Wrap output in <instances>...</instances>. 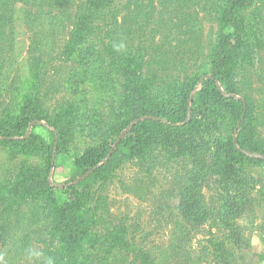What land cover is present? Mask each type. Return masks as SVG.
Wrapping results in <instances>:
<instances>
[{"label":"rangeland","instance_id":"1","mask_svg":"<svg viewBox=\"0 0 264 264\" xmlns=\"http://www.w3.org/2000/svg\"><path fill=\"white\" fill-rule=\"evenodd\" d=\"M127 2L118 0L116 3L119 30L123 34L119 36L120 56L125 68L132 72L134 69L135 79L146 96L173 92L181 87L196 88L211 77L205 74L222 31L218 0H156V4L144 0L138 9H134L135 3L128 7ZM43 8L41 10L39 0H8L7 5L0 6V14L5 19L4 33H0V121L20 111L24 98L20 92L32 90L31 73L42 69L44 62L50 64L36 105L44 115L37 121L44 127H38L39 137L33 147L0 143V187L6 186L0 194L8 196L0 195V229L11 230L16 236L22 234L23 248L28 249L26 259L20 254L14 258L8 246L22 247L21 242L14 239L4 244L0 241V260L5 264H25L24 260L26 264H40L42 250L55 249L59 244L57 237L53 239L52 235L43 234L51 231L54 223L50 216L56 213L53 208L48 210L50 212L41 210L46 192L39 198L28 192L30 189L24 182L34 172L42 177L51 159L55 164L56 149L51 147L48 130L59 124L61 106L69 108L67 102L72 101L60 86L64 65L58 58L70 36H61L58 29L52 31L54 36L47 31L48 14L59 17L57 2L51 0ZM240 13L246 32L241 47L245 53L232 69L231 95L246 100L253 136L261 147L256 155L261 161L245 167L246 172L259 181L250 194L251 207L238 220L245 245L238 249L230 244L226 230L217 219H211L198 229L191 228L178 209L187 165L166 162L157 152L139 151L107 168L81 194L80 213L87 212V219H92L93 210H104V224L90 223L93 232L105 233L109 227L118 229L136 250L128 253L114 249L109 259L108 254L100 252L107 263L142 264L137 261L144 260L142 254L149 264H264V0H252ZM191 18H197L200 24L191 23ZM100 37L104 44L110 42L109 36ZM50 54L56 58L51 62L47 59ZM59 64L63 69L60 72ZM107 119L114 120L118 127L126 125L125 114L121 112ZM231 126L230 122L226 125V133ZM69 130L77 132L78 125L72 122ZM29 131L12 140L27 138ZM76 137L81 148L82 141L89 140L82 132ZM235 137L236 134L234 140ZM49 177L55 185L64 186L73 177L72 163L65 159L61 166H52ZM18 185L21 189L17 197H10V192ZM203 194L212 205L218 206L224 200V192L216 179L208 180ZM6 199L13 205H4ZM95 250L93 247L92 252ZM6 251L10 254L4 258L1 252Z\"/></svg>","mask_w":264,"mask_h":264},{"label":"trees","instance_id":"2","mask_svg":"<svg viewBox=\"0 0 264 264\" xmlns=\"http://www.w3.org/2000/svg\"><path fill=\"white\" fill-rule=\"evenodd\" d=\"M49 1L39 0L41 10ZM55 1L59 17L48 14L50 30L47 31L54 36L56 34L52 31L58 29L61 36H70L58 58L64 65L60 86L72 101L67 102L69 108L61 106L59 124L48 130L52 141V145L48 146L56 149L55 164L51 159L42 177L34 172L24 181L26 188L30 189L28 192L37 197L46 192L42 212H50L51 208L56 210L54 216H50L54 223L51 231H44L43 234L52 235L53 239L57 237L59 244L55 249L42 250L40 264H109L101 256L102 253L108 254L109 259L114 249L128 253L136 251L118 229L111 230L109 227L106 232L104 229L105 233H94L90 223L93 221L96 226L104 224V210H93L92 219H87V212L84 215L80 213V198L85 187L107 168L139 151L157 152L166 162H184L188 169L180 188L178 209L181 216L194 229L217 219L226 230L230 244L242 249L245 240L238 220L251 207L250 194L259 182L246 172L245 167L261 161L256 156L261 147L253 136L250 107L246 100L231 95L230 76L234 64L245 53L241 47L246 32L240 12L252 0H218L217 12L222 31L212 49L209 71L205 74L211 75L210 78L200 82L196 88L181 87L152 96H146L135 79L134 69L132 72L130 68H125L120 56L122 44L119 36L123 34L119 30L118 0ZM149 1L156 4V0ZM143 2L128 0L127 4L131 7L135 3L134 9H138ZM7 3L8 0H0V6ZM4 21L0 14L1 34L5 29ZM191 21L200 24L197 18H191ZM102 29L105 30L100 33ZM100 36H109L110 42L104 44ZM52 54L47 58L49 62L56 59ZM49 65L44 62L42 69L31 73L32 90L20 92L24 97L20 111L0 121V143L33 147L39 137L38 127H44L37 121L44 115L36 105ZM59 65L60 72L62 68ZM131 66L134 68V64ZM120 112L125 114L124 127H118L114 120L107 119ZM72 122L78 125L77 132L69 130ZM229 122L232 126L226 133ZM30 128L27 138L12 140L13 137L25 136ZM80 132L89 137L88 142L82 141V148L76 140ZM56 134L57 145L54 143ZM111 151V158L104 163ZM65 159L72 163L73 177L61 187L52 182L49 174L52 166H61ZM93 168L97 169L75 182ZM211 178L218 181L224 192V200L218 206L209 204L203 194ZM4 187H0V192ZM20 189L19 185L14 187L9 196L17 197ZM4 201V205H13L10 199ZM10 231L0 229V241L4 244L14 239L21 242L22 247L8 246V250L12 251V257L20 254L26 259L28 249L23 248L22 234L16 236ZM93 247L95 251L99 250L96 254L92 252ZM9 251L5 254L1 252V255L6 258ZM141 256L145 261H137L149 264L148 259ZM0 264L5 263L0 260Z\"/></svg>","mask_w":264,"mask_h":264},{"label":"water","instance_id":"3","mask_svg":"<svg viewBox=\"0 0 264 264\" xmlns=\"http://www.w3.org/2000/svg\"><path fill=\"white\" fill-rule=\"evenodd\" d=\"M225 95H229V94L225 92ZM244 109L246 110V105H245V108H244ZM29 132H30V131H29ZM57 138H58V136H57V134H56V142H55L56 145H57ZM116 146H117V145L114 146V149L116 148ZM112 153H113V151H111V153L109 154V156H108L107 159L105 160L106 162H108V160L111 158ZM95 169H97V168H93L92 170L88 171L86 174H84V175H82L81 177H79V178L76 180V182L83 180L86 176H88V175L91 174L93 171H95Z\"/></svg>","mask_w":264,"mask_h":264}]
</instances>
